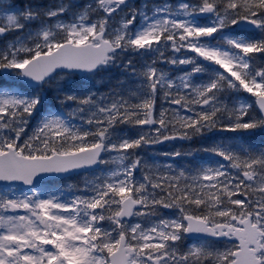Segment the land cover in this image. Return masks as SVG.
I'll list each match as a JSON object with an SVG mask.
<instances>
[{"label": "snow or ice", "instance_id": "6c2138e0", "mask_svg": "<svg viewBox=\"0 0 264 264\" xmlns=\"http://www.w3.org/2000/svg\"><path fill=\"white\" fill-rule=\"evenodd\" d=\"M0 264H264V0H0Z\"/></svg>", "mask_w": 264, "mask_h": 264}, {"label": "rangeland", "instance_id": "374dc122", "mask_svg": "<svg viewBox=\"0 0 264 264\" xmlns=\"http://www.w3.org/2000/svg\"><path fill=\"white\" fill-rule=\"evenodd\" d=\"M83 1V0H82ZM43 2H47L46 0H44ZM179 145L177 144L176 147H178Z\"/></svg>", "mask_w": 264, "mask_h": 264}]
</instances>
